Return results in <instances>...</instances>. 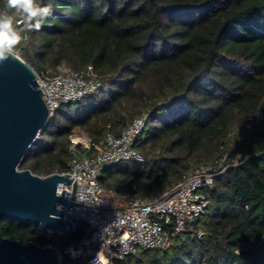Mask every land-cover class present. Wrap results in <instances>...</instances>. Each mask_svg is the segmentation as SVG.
Instances as JSON below:
<instances>
[{
    "label": "trees",
    "instance_id": "trees-1",
    "mask_svg": "<svg viewBox=\"0 0 264 264\" xmlns=\"http://www.w3.org/2000/svg\"><path fill=\"white\" fill-rule=\"evenodd\" d=\"M38 2L52 14L38 31L22 30L15 18L18 54L38 73L92 66L102 85L54 111L20 168L64 172L75 129L99 143L147 112L135 144L144 159L106 165L100 183L107 192L161 193L190 171L224 167L207 189L204 215L166 247L117 264H264V0ZM0 226L9 239L57 248L87 230L83 220L51 236L15 218ZM62 263L92 264L67 256Z\"/></svg>",
    "mask_w": 264,
    "mask_h": 264
},
{
    "label": "built area",
    "instance_id": "built-area-1",
    "mask_svg": "<svg viewBox=\"0 0 264 264\" xmlns=\"http://www.w3.org/2000/svg\"><path fill=\"white\" fill-rule=\"evenodd\" d=\"M36 78L44 93L49 117L62 103L98 91L102 85L92 66L83 71L58 66L37 72ZM147 117V112L141 113L120 135L109 132L99 143H93L89 136L71 135L74 156L68 169L61 172L68 173L71 181L60 182L57 187V193L69 200L59 202L58 207L63 210V217L72 221L71 231L80 220L86 222L87 230L79 241L57 248L61 258L117 264L118 260L141 249L166 247L172 235L186 230L204 215L209 202L207 189L224 164L190 171L164 192L136 193L117 203L111 201L112 192H107L100 183L106 165L122 159H144L135 144Z\"/></svg>",
    "mask_w": 264,
    "mask_h": 264
},
{
    "label": "water",
    "instance_id": "water-1",
    "mask_svg": "<svg viewBox=\"0 0 264 264\" xmlns=\"http://www.w3.org/2000/svg\"><path fill=\"white\" fill-rule=\"evenodd\" d=\"M37 71L18 53L0 64V220L15 218L39 224L45 235L71 232L57 193L68 173L41 176L20 168L27 150L49 119V109L37 81ZM0 264H62L57 247L9 239L0 226Z\"/></svg>",
    "mask_w": 264,
    "mask_h": 264
},
{
    "label": "clouds",
    "instance_id": "clouds-1",
    "mask_svg": "<svg viewBox=\"0 0 264 264\" xmlns=\"http://www.w3.org/2000/svg\"><path fill=\"white\" fill-rule=\"evenodd\" d=\"M5 7L9 11L0 12V64L14 57L13 50L21 43L20 30L14 26L16 17L22 18V30L38 31L52 14L51 7L41 6L38 0H5Z\"/></svg>",
    "mask_w": 264,
    "mask_h": 264
},
{
    "label": "rangeland",
    "instance_id": "rangeland-1",
    "mask_svg": "<svg viewBox=\"0 0 264 264\" xmlns=\"http://www.w3.org/2000/svg\"><path fill=\"white\" fill-rule=\"evenodd\" d=\"M16 48H17V47H15L13 51L17 52ZM74 132H75V133H74L75 135H73V137H74V136H78V135L88 136V134H87L83 129H81V128H77V129H75ZM71 137H72V136H71ZM109 195H110L111 201H112L113 203H117L118 201H121V200L127 199V198L129 197V195H124V196H123V195H121V194H116V193H110Z\"/></svg>",
    "mask_w": 264,
    "mask_h": 264
}]
</instances>
